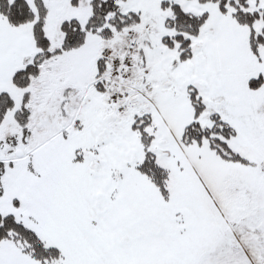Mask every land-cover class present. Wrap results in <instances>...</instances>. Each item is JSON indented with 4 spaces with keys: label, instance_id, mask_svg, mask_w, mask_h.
I'll list each match as a JSON object with an SVG mask.
<instances>
[{
    "label": "snow or ice",
    "instance_id": "1",
    "mask_svg": "<svg viewBox=\"0 0 264 264\" xmlns=\"http://www.w3.org/2000/svg\"><path fill=\"white\" fill-rule=\"evenodd\" d=\"M0 264H264V0H0Z\"/></svg>",
    "mask_w": 264,
    "mask_h": 264
}]
</instances>
